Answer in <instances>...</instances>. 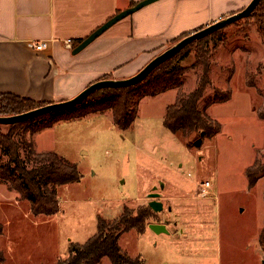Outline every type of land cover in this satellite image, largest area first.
I'll list each match as a JSON object with an SVG mask.
<instances>
[{
	"label": "rangeland",
	"instance_id": "obj_1",
	"mask_svg": "<svg viewBox=\"0 0 264 264\" xmlns=\"http://www.w3.org/2000/svg\"><path fill=\"white\" fill-rule=\"evenodd\" d=\"M258 18L255 12L228 23L174 60L183 68L185 94L198 86L203 63L208 64L210 82L198 108L221 125L212 138L200 132L183 137L163 125L177 89L140 99L137 117L125 130L115 125L109 110L34 134L37 153L57 154L76 165L82 178L56 188L59 212L54 216L33 214L27 200L0 182V264H57L67 258L72 243L84 244L98 232L99 218L114 220L126 208L133 215L148 210L145 229L161 223L175 233L193 225L208 228L203 235L211 234V257L201 254V242L199 249L191 247L194 254L184 255L169 235L148 230L138 235L135 229L120 235L122 250L131 257L140 255L145 264H264V26ZM215 90H229L230 99L205 107ZM0 130L14 131L20 156L31 167L30 132L11 125H0ZM7 160L0 153L1 163ZM249 167L256 180L252 187ZM203 181L212 184L206 196L198 190ZM155 186H164L159 200L146 193ZM153 200L162 203L160 212L149 205ZM199 207L205 211L193 215ZM99 264L112 262L105 256Z\"/></svg>",
	"mask_w": 264,
	"mask_h": 264
},
{
	"label": "crops",
	"instance_id": "obj_2",
	"mask_svg": "<svg viewBox=\"0 0 264 264\" xmlns=\"http://www.w3.org/2000/svg\"><path fill=\"white\" fill-rule=\"evenodd\" d=\"M140 1L0 0V94L49 104L73 98L105 75L117 80L129 78L163 52L168 43L238 12L251 0H156L120 20L73 54L78 40ZM39 42H45L46 47L37 50L35 45ZM203 182L198 190L203 189ZM211 186L210 183L206 189ZM163 188L155 186L146 193L151 199L159 200L165 192ZM176 190L180 189L174 187ZM194 211L193 215H202L205 209L199 207L198 212ZM154 224L164 230L155 232L148 226L144 231L169 235L179 243L184 255L194 254L193 249H199L196 245L201 242L204 248L201 254L212 256L211 234L203 235V229L208 228L185 226L174 233L166 224ZM122 251L128 255L125 249ZM136 257L141 258L140 255L131 258Z\"/></svg>",
	"mask_w": 264,
	"mask_h": 264
},
{
	"label": "trees",
	"instance_id": "obj_3",
	"mask_svg": "<svg viewBox=\"0 0 264 264\" xmlns=\"http://www.w3.org/2000/svg\"><path fill=\"white\" fill-rule=\"evenodd\" d=\"M255 12H258V19L264 26V0L258 3L250 15ZM221 28L214 30L210 35L220 32ZM189 34L181 35L173 43L175 44ZM208 35L186 45L175 56L173 55L159 64L144 80L135 85L100 88L93 91L77 105L11 124L12 127L24 126V130L30 132L31 140L27 145V162L32 163L31 167H28L20 156L19 144L12 138L14 131L10 130L4 134L0 130V153L8 157L6 163L0 161V182L6 183L10 190L16 191L21 198L27 200L33 214L54 216L59 212L56 188L79 182L82 174L76 165L65 162L53 152L37 153L33 148L32 136L58 122L80 119L109 110L115 125L119 129L125 130L137 117V104L140 99L154 97L169 89H177L178 97L173 104L166 108L163 125L172 133H179L183 137L200 132L202 137L212 138L216 132L220 131L221 125L207 116L205 110L198 108V102L210 82L208 64L203 63L198 86L192 92L185 94L181 88L183 68L178 67L174 61L190 45L201 42ZM81 41L78 40L74 47ZM102 79H110V77L105 75L98 80ZM247 83L249 86H254L250 80H247ZM230 97L229 90L223 92L215 90L214 95L206 100L205 107L216 102L227 101ZM44 105L46 103L21 98L13 94H0V116L20 114ZM251 169V167L247 169L250 187L256 183ZM149 217L148 210H140L137 215H133L126 208L123 214L114 220L106 221L99 218L98 232L84 244L72 243L67 258L58 261L57 264H99L105 256L110 259L112 264H144L140 257L131 258L124 253L118 240L120 235L131 229H135L138 233L144 232V226ZM2 233L3 228L0 225V235ZM260 239L264 240V228Z\"/></svg>",
	"mask_w": 264,
	"mask_h": 264
},
{
	"label": "water",
	"instance_id": "obj_4",
	"mask_svg": "<svg viewBox=\"0 0 264 264\" xmlns=\"http://www.w3.org/2000/svg\"><path fill=\"white\" fill-rule=\"evenodd\" d=\"M156 0H142L135 4L134 6L124 9L111 18H109L106 22L100 25L97 29H95L91 34H89L86 38H84L74 49L73 54H76L83 50L86 46H88L92 41L98 38L102 33H104L108 28L119 22L120 20L124 19L125 17L131 15L132 13L138 11L139 9L143 8L144 6L154 2ZM261 0H251L242 10L236 12L232 15H229L223 19H219L216 22L207 25L206 27L196 30L189 35L185 36L169 48L165 49L163 52L155 56L150 62H148L139 72L135 75L126 78V79H102L95 81L94 83L87 86L83 89L80 93L69 100L61 101V102H54L49 103L44 106L35 108L33 110L16 114L10 116H0V125H11L21 121H25L37 116H41L43 114H48L51 112L63 110L65 108L71 107L73 105H77L81 103L88 95H90L93 91L100 89V88H118V87H126L135 85L142 80H144L148 74L156 68L159 64L166 61L176 53H178L182 48H184L189 43L200 39L216 29L223 27L224 25L231 23L237 19L244 18L248 16L258 5ZM149 205L156 211H161V203L158 201H151ZM149 228L153 229L155 232H159L164 230V227H161L157 224L149 225Z\"/></svg>",
	"mask_w": 264,
	"mask_h": 264
},
{
	"label": "built area",
	"instance_id": "obj_5",
	"mask_svg": "<svg viewBox=\"0 0 264 264\" xmlns=\"http://www.w3.org/2000/svg\"><path fill=\"white\" fill-rule=\"evenodd\" d=\"M67 43H68V45L70 46V42L68 41ZM45 47H46V43H45V42H39V43H37V44L35 45V48H36L37 50H41V49H43V48H45ZM209 186H210V183H209L208 181L203 182V191L206 192L205 190H206V188H208Z\"/></svg>",
	"mask_w": 264,
	"mask_h": 264
}]
</instances>
